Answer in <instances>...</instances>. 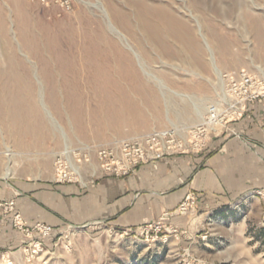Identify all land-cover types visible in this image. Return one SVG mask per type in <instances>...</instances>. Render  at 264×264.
<instances>
[{"label": "rangeland", "instance_id": "obj_1", "mask_svg": "<svg viewBox=\"0 0 264 264\" xmlns=\"http://www.w3.org/2000/svg\"><path fill=\"white\" fill-rule=\"evenodd\" d=\"M161 1L186 22L201 47L204 79L198 75L193 52L189 57L177 56L170 46L157 51L147 45L150 55H146L123 31L156 81L136 65L143 87L135 88V76L131 75L122 83L124 90L111 88L109 93L90 88L85 76L80 88L73 83L70 88L65 86L62 41L71 30L101 28L121 44L112 26L122 32L123 25L115 18L112 5L124 6V0H0V68L29 79L36 98L43 94L39 104L43 117L37 120L6 118L0 106V179L8 166L13 172L11 179L63 184L59 181L62 174L76 167L84 182H90L93 171H98L97 177L102 174L98 149L154 133L187 143L203 129L209 107L232 80L238 81L242 73H264V0ZM43 45L56 51L57 60L50 69L38 57ZM52 70L56 72L53 76ZM68 94L76 97L75 102H67ZM109 95L114 101L102 105L100 99ZM125 97L130 102H124ZM108 104L109 112L124 110L127 115L120 113V118L109 121L99 115L101 119L98 111ZM192 195L195 201L188 210H182L187 196L162 219L140 227L117 228L105 223L67 227L53 231L39 247L35 245L37 238L31 242L6 219L25 242L1 250L0 264H264V240L232 236L231 225L206 216L197 195ZM180 216L188 217L187 224L172 222ZM150 224L155 226L147 231ZM158 224L161 231L156 233Z\"/></svg>", "mask_w": 264, "mask_h": 264}, {"label": "crops", "instance_id": "obj_2", "mask_svg": "<svg viewBox=\"0 0 264 264\" xmlns=\"http://www.w3.org/2000/svg\"><path fill=\"white\" fill-rule=\"evenodd\" d=\"M87 183L93 184L0 179V201L14 199L30 225L45 223L57 232L100 223L140 227L196 194L206 216L225 220L232 236L263 242L264 202L258 191L264 190V101L249 104L243 117L213 134L201 153L143 164L121 178L101 174ZM172 222L183 226L188 217ZM24 242L0 213V251Z\"/></svg>", "mask_w": 264, "mask_h": 264}, {"label": "bare ground", "instance_id": "obj_3", "mask_svg": "<svg viewBox=\"0 0 264 264\" xmlns=\"http://www.w3.org/2000/svg\"><path fill=\"white\" fill-rule=\"evenodd\" d=\"M124 1V6H119L117 4L112 5L115 18L123 25L122 32L117 27L112 26V30L118 35L121 44L110 38L101 28L86 30L84 32L71 30L67 34V37L63 39L61 71L62 75L65 77V86L67 88H70L73 84V86L80 88L83 80L82 78L85 76L86 80H88V84L86 85L92 89H123V81L128 82V76L130 78V76L133 75L135 76L133 86L140 89L143 87V84L137 76L136 65L146 76L156 81V79L152 77L153 75L146 72V65L142 56L139 52L134 51L130 44H128L127 40L129 38L127 39L123 31L128 33V36L145 50L146 55H150V52H148L146 48L147 45H151L152 49H156L157 51L170 46L174 50L172 53L174 54L175 52L177 56L189 57L190 52H193L198 59V75L204 79L202 49L191 35L186 22L175 15L170 5L159 3V0ZM161 2H163V0ZM122 44L129 50L133 58L121 48ZM41 50L38 56L39 60L47 69H50V65L54 66L53 62L57 60L54 55L56 51L53 52V50L44 45ZM162 51L163 50H161V52ZM46 54H50V57H46ZM56 56L59 57L57 54ZM55 73L56 72L53 70L50 71V75L52 76ZM159 86H163L164 88L162 83H159ZM64 90H66L65 87ZM107 92H109V90ZM38 94L39 98L38 96L36 98V94L34 93L33 86L29 79L25 80L18 74L8 73L0 68V106L6 118H14L17 116H22V118L27 120L42 118L43 111L41 112L39 109V104L42 103L43 94ZM109 96L107 98H101L100 103L106 105L114 101L115 97L112 98L111 95ZM62 97L64 98L63 95ZM65 97H67V102L69 103L76 100V97H72L69 94ZM125 98H123L124 102H130L128 97ZM120 103L123 102L121 101ZM109 106L108 104V106L102 107L97 115L102 116L104 119L106 118L107 121H109L108 119L113 120L120 118V113H122V117L123 114L124 116L127 115V113H124V110H121L122 112L119 114L109 112L110 109H107ZM46 112L48 113L47 110ZM75 115L74 117H76ZM80 116L81 115H79V118ZM106 120H103L102 123L104 122V124H107L108 122ZM12 176L13 172L11 168L7 166L2 175V179L6 180Z\"/></svg>", "mask_w": 264, "mask_h": 264}, {"label": "built area", "instance_id": "obj_4", "mask_svg": "<svg viewBox=\"0 0 264 264\" xmlns=\"http://www.w3.org/2000/svg\"><path fill=\"white\" fill-rule=\"evenodd\" d=\"M256 101H264V73H242L239 80L229 83L217 102L208 110V119L203 129L193 136L187 143L175 142L171 135L154 133L132 141H122L116 146L105 147L97 150L98 159L101 162V173L107 176L121 178L133 174L140 165L157 162L167 157L176 155L200 153L207 148L213 134L243 117L248 110V105ZM72 167L59 178L63 184L77 183L88 186L84 178ZM98 171L91 173L92 182L97 177ZM93 184V183H90ZM193 195H189L182 210H188V206L194 203ZM258 196L264 202V190L258 191ZM0 212L3 217L31 242L36 241V247L41 241L47 240L53 233V228L45 223L30 225L28 220L17 210L15 200L0 201ZM155 224L145 228L153 229ZM156 233L161 231L159 224L155 227Z\"/></svg>", "mask_w": 264, "mask_h": 264}]
</instances>
